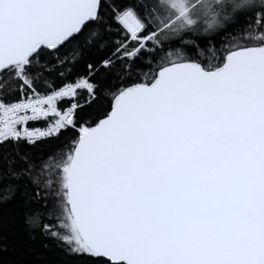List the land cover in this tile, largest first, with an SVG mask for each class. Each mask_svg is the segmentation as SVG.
I'll use <instances>...</instances> for the list:
<instances>
[{
	"label": "snow or ice",
	"instance_id": "6c2138e0",
	"mask_svg": "<svg viewBox=\"0 0 264 264\" xmlns=\"http://www.w3.org/2000/svg\"><path fill=\"white\" fill-rule=\"evenodd\" d=\"M5 233L11 264L25 238L40 264H264V0H0Z\"/></svg>",
	"mask_w": 264,
	"mask_h": 264
},
{
	"label": "trees",
	"instance_id": "16d2710c",
	"mask_svg": "<svg viewBox=\"0 0 264 264\" xmlns=\"http://www.w3.org/2000/svg\"><path fill=\"white\" fill-rule=\"evenodd\" d=\"M222 39V38H221ZM79 70H82L79 69ZM48 146L46 145H40L37 149H35L34 151H36L37 153H39L41 151V149H45ZM15 241V237L10 234V233H5L4 234V238H3V242L5 244H7L9 246V250L7 252H0V260H2L4 262V264H11V262L16 259V257L14 256V253L12 251V244ZM25 242H26V247L27 248H35L37 251L31 255L28 256V261L29 264H40V253H43L44 250L40 248V242L36 241H30L27 240V238H25ZM45 255L51 256L52 253H45Z\"/></svg>",
	"mask_w": 264,
	"mask_h": 264
},
{
	"label": "built area",
	"instance_id": "2783aa9c",
	"mask_svg": "<svg viewBox=\"0 0 264 264\" xmlns=\"http://www.w3.org/2000/svg\"><path fill=\"white\" fill-rule=\"evenodd\" d=\"M36 126L40 127V126H42V125H36Z\"/></svg>",
	"mask_w": 264,
	"mask_h": 264
}]
</instances>
